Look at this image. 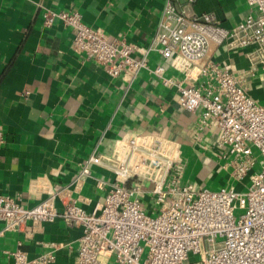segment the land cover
<instances>
[{"label":"crops","instance_id":"0c3cea01","mask_svg":"<svg viewBox=\"0 0 264 264\" xmlns=\"http://www.w3.org/2000/svg\"><path fill=\"white\" fill-rule=\"evenodd\" d=\"M168 1L190 16L213 15L228 29L250 12L246 0H0V196L19 198L31 208L54 193L60 211L73 200L92 212L114 182L112 159L127 156L130 137L175 148L185 166L184 184L209 189L218 179L225 161L218 159L216 127L179 104L178 87L196 81L151 50ZM46 10L80 11L86 24L137 48L135 57L146 53L148 69L130 86L111 77L73 51L69 28L43 26ZM208 63L238 74L248 94L264 105L259 49L212 44L199 65ZM159 65L173 80L170 86L154 74ZM197 73L190 76L195 80ZM92 154L104 164L82 176ZM82 234L62 219L34 227L29 235L6 233L0 237V264H14L11 253L18 250L36 258L50 252L51 244L62 245L52 264H75Z\"/></svg>","mask_w":264,"mask_h":264},{"label":"built area","instance_id":"2783aa9c","mask_svg":"<svg viewBox=\"0 0 264 264\" xmlns=\"http://www.w3.org/2000/svg\"><path fill=\"white\" fill-rule=\"evenodd\" d=\"M246 2L249 14L228 29L213 15L190 16L168 1L151 47L196 81L178 87L179 104L216 127L222 168L236 183L248 177L245 190L237 191L232 182L217 191L184 184L185 166L175 148L130 137L125 141L127 156L116 155L109 165L114 175L110 190L92 212L73 200L65 201L60 211L54 193L31 208L19 198L0 196V237L29 235L34 227L62 219L83 233L75 264H264V105L248 94L232 70L217 63L199 65L215 44L259 49L264 69V0ZM58 23L74 34L73 51L111 77L130 86L148 69L146 53L135 57L137 48L86 24L80 11L43 13L45 28ZM194 69L195 80L190 76ZM164 73L161 65L154 70L170 86L173 80ZM103 164L92 154L81 175L89 176L91 166ZM238 210L244 212L237 216ZM49 246L50 252L36 258L21 250L11 253L14 264H52L62 245Z\"/></svg>","mask_w":264,"mask_h":264},{"label":"rangeland","instance_id":"374dc122","mask_svg":"<svg viewBox=\"0 0 264 264\" xmlns=\"http://www.w3.org/2000/svg\"><path fill=\"white\" fill-rule=\"evenodd\" d=\"M257 170H259V165L257 164V166H256V168H255V170L254 171H257ZM229 176V174L226 172V171H224L222 174H220L219 176H218V179L217 180H215L213 183H211L208 187H209V189L210 190H212V191H217V190H220L223 186H226V185H228V177ZM224 178L226 181H225V185H223V186H221V185H219L218 184V182H219V179H221V178ZM231 182H232V184L234 183V181L231 179ZM249 183V178L247 177L245 180H244V182L243 183H235V189L237 190V191H243V190H245V186L247 185ZM217 185V186H216ZM144 206L146 207V206H148V203H146V202H144ZM244 211H242V210H238V211H236V215L237 216H239L240 214H242ZM147 255V251L145 252V255H144V257Z\"/></svg>","mask_w":264,"mask_h":264}]
</instances>
